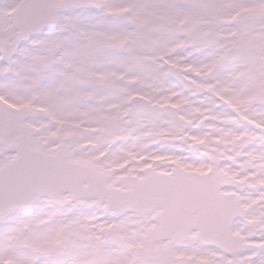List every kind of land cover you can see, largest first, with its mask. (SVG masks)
Listing matches in <instances>:
<instances>
[{"label": "snow or ice", "instance_id": "1", "mask_svg": "<svg viewBox=\"0 0 264 264\" xmlns=\"http://www.w3.org/2000/svg\"><path fill=\"white\" fill-rule=\"evenodd\" d=\"M0 264H264V0L0 8Z\"/></svg>", "mask_w": 264, "mask_h": 264}, {"label": "rangeland", "instance_id": "2", "mask_svg": "<svg viewBox=\"0 0 264 264\" xmlns=\"http://www.w3.org/2000/svg\"><path fill=\"white\" fill-rule=\"evenodd\" d=\"M10 2V0H3L2 2H1V0H0V8H3L6 4H8ZM3 5V6H2Z\"/></svg>", "mask_w": 264, "mask_h": 264}]
</instances>
